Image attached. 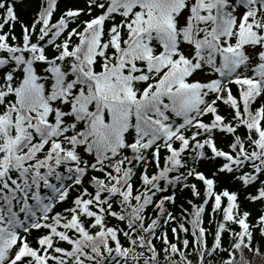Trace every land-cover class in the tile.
Segmentation results:
<instances>
[{
	"label": "snow or ice",
	"instance_id": "obj_1",
	"mask_svg": "<svg viewBox=\"0 0 264 264\" xmlns=\"http://www.w3.org/2000/svg\"><path fill=\"white\" fill-rule=\"evenodd\" d=\"M0 264H264V0H0Z\"/></svg>",
	"mask_w": 264,
	"mask_h": 264
},
{
	"label": "trees",
	"instance_id": "obj_2",
	"mask_svg": "<svg viewBox=\"0 0 264 264\" xmlns=\"http://www.w3.org/2000/svg\"><path fill=\"white\" fill-rule=\"evenodd\" d=\"M22 15H25L26 16V13H22Z\"/></svg>",
	"mask_w": 264,
	"mask_h": 264
}]
</instances>
